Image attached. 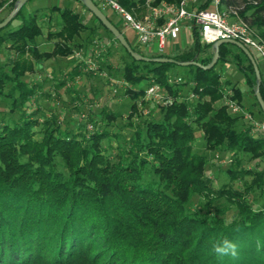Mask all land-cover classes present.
Segmentation results:
<instances>
[{"label":"trees","instance_id":"trees-1","mask_svg":"<svg viewBox=\"0 0 264 264\" xmlns=\"http://www.w3.org/2000/svg\"><path fill=\"white\" fill-rule=\"evenodd\" d=\"M117 1L134 15L146 3ZM16 2L1 0L0 6L12 12ZM212 3L204 0L192 8L208 9ZM219 8L235 10L264 41V0H221ZM24 10L25 5L11 21L22 22L18 29H0V264H264V169L243 164L246 157L264 161V134L253 136L243 115L229 112L226 99L243 104V94L216 70L219 63H233L255 97L256 73L245 53L222 45L212 69L191 65L189 78H182L171 76L181 66L137 61L118 43L129 58L120 79L124 98L133 101L127 114L102 106L96 118L90 113L86 120L76 119L42 101H62L65 91L72 101L64 108L80 110L73 105L80 96L68 84L93 77L81 69L84 60L75 58L63 79L55 76V94L34 76L44 62L74 58L76 51L92 56L98 28L67 7L27 16ZM44 20L50 24L48 39L56 40L53 51L40 48ZM192 38L182 53L150 57L208 66L212 45L197 31ZM104 41L107 56L94 59L101 61L98 70L114 76L108 63L112 42ZM177 78L181 82H170ZM152 81L171 102L146 99ZM261 94L264 98L263 81ZM254 105L264 121L256 97ZM198 131L207 150L232 153L229 183L215 187L207 173L209 159L195 150ZM224 240L236 245L235 257L213 251Z\"/></svg>","mask_w":264,"mask_h":264},{"label":"rangeland","instance_id":"rangeland-1","mask_svg":"<svg viewBox=\"0 0 264 264\" xmlns=\"http://www.w3.org/2000/svg\"><path fill=\"white\" fill-rule=\"evenodd\" d=\"M1 1V0H0ZM204 0H199V4L203 3ZM53 6H58L60 8H70L80 14L84 17L86 24L92 27H97L98 28V33L95 37V40H97L96 46L91 48L92 51V56L95 57V59L101 57L102 55L107 56V45H105V41L110 40L112 42L111 44V59L108 60L109 64L113 65V75L110 76L106 70L100 71L98 70V67L101 63L100 59L96 61L97 64V69L96 70H87V67H81V69H84L85 73H92L93 77H88V76H83L78 77L75 82H70L68 85H71L74 91H77L78 93L75 94V97L78 95L80 96V100H77L75 102V106L79 107L80 110H77L76 108H73L71 110H66L64 108V105H69L71 103V96L67 94L65 91H61V100L59 99H54L52 103H49L46 101H42V104L45 106H51L54 103L56 104V107L61 110L65 111L67 116H72L76 119H79V117L84 118L86 120L91 113L92 118H96L97 114H99V110L101 109L102 106H109L111 109L115 111H119L124 113L125 115L127 114L128 107L131 106L132 100L128 98H124V92H123V83L121 82L122 78V71L124 67V62L126 60H129L128 56L126 55L125 51L121 46L118 44L119 42L115 39L114 36H112L110 33L106 32L102 26H99L97 24V21L92 13L87 11L83 5L78 1V0H30L26 3L25 5V15L29 14H34L39 12V14L44 13L48 11L51 7ZM244 5L242 4L240 7L237 8L236 11L239 9H243ZM146 7H141L139 5V13L138 15L141 16L145 12ZM103 12L109 17L110 20L114 22V24L122 31L124 36L126 37L127 41L130 43V45L135 48L136 50L142 52V54L146 55L147 57L153 56L157 54L156 48L153 50L148 47H143L139 43L138 35L137 33L132 30V29H127L125 30L123 28V23L120 19V16L114 12L112 9H102ZM233 12H228V18L230 21H236L237 16ZM11 13V10L9 6H0V20L6 19ZM50 13V12H48ZM43 23V30L44 34L43 36L39 39L40 43V48L44 51H53L55 48V42L56 40L48 39V34L50 30V24L46 20ZM22 24V22L19 21V19L14 20L8 27H6L3 31L4 32H9V31H14L19 28V26ZM252 29V28H251ZM253 33L255 34L256 37L260 38L259 35L257 34L256 30L252 29ZM83 38H86V35H83ZM104 40H100V39ZM262 39V38H260ZM180 40V39H179ZM179 40L177 42H179ZM109 43V41H108ZM175 43L173 42L172 45L169 42L168 43V48H167V54L168 55H173L177 53L178 51H175ZM171 47V48H170ZM190 47L189 41H185L182 47V51L186 50ZM248 49L251 51L253 56L255 57V60L257 61V64L260 68L261 66V60L257 53L248 47ZM81 54L83 57V52L82 51H76L74 58L73 57H63V58H57L55 60H50L47 62H44L42 65L41 71L35 74L34 79L38 82H41L42 80L45 81L46 88L49 89L50 91L55 94V79L56 75L59 79H63L64 73L63 71H67L71 66L73 65L74 59H83L77 56V54ZM113 57V59H112ZM105 59H103L104 61ZM106 61V60H105ZM106 68V67H105ZM120 68V69H119ZM216 70L220 71L222 75V80L223 81H230L233 84H236L239 90L243 94V104L242 107L247 110L251 111L254 113L255 117L257 119L260 118L259 115V110L257 105L255 104V97L249 90V87L246 83L245 80V75L242 71L237 69L234 64L230 63H219L216 66ZM99 73H101L100 77ZM171 76L172 77H182V78H189L191 72L188 69V67H175L171 70ZM116 76V77H115ZM33 77V76H32ZM115 77V78H114ZM105 79H108V85L105 81ZM48 81V82H47ZM113 81H116L119 86H115ZM43 83V82H42ZM143 87H146L147 84L144 83L142 84ZM47 90V89H46ZM116 90V93H115ZM229 92V91H228ZM89 98L92 99V102L89 101ZM196 99L198 96L195 97ZM199 99V98H198ZM55 101V102H54ZM85 103V104H84ZM244 120V119H243ZM260 120V119H259ZM246 121V120H244ZM87 123V122H86ZM249 124L246 121V125ZM87 128L89 131H93V126L92 123H87ZM240 129H243L242 125L240 124L239 126ZM250 133L253 136H261L264 133L261 132H256L253 133L252 130L250 129ZM264 136V135H263ZM107 141L105 142V144ZM196 152L199 154L206 155L207 158L209 159L208 162V167H207V173L212 177L214 181V185L216 188L223 186L226 183H229V178L227 176V171L231 167V162L230 159L232 158V153L230 152H212L207 150L206 148V142L205 139L202 135L201 132H197L196 134ZM244 165H246L247 168H258L259 170L264 169V161L261 159H251L250 157H246L243 162ZM228 218L233 217V214L231 212L228 213Z\"/></svg>","mask_w":264,"mask_h":264},{"label":"built area","instance_id":"built-area-1","mask_svg":"<svg viewBox=\"0 0 264 264\" xmlns=\"http://www.w3.org/2000/svg\"><path fill=\"white\" fill-rule=\"evenodd\" d=\"M101 9H112L116 12L123 23L125 30H134L141 46L156 48L157 54L166 56L168 43L178 41L184 30L191 34L195 31L199 33L204 44L213 45L219 40L233 39L241 42L245 46L253 49L261 60V76L264 82V41L255 36L252 29L241 19L230 21L228 12L220 10L221 0H213L208 9L192 8L199 6V0H183L180 4L146 0L145 12L143 15H134L125 9L117 0H95ZM197 7V6H196ZM193 39V38H192ZM87 70H96L97 64L94 56L82 57ZM96 68V69H95ZM173 83L181 82V78L170 80ZM232 95L233 92L229 91ZM194 95H190L192 98ZM147 100L171 102L166 97L161 86L154 81L147 88ZM226 105L234 115H243L249 123L253 133H264V121L257 119L253 114L245 110L238 101L231 97L226 99Z\"/></svg>","mask_w":264,"mask_h":264},{"label":"water","instance_id":"water-1","mask_svg":"<svg viewBox=\"0 0 264 264\" xmlns=\"http://www.w3.org/2000/svg\"><path fill=\"white\" fill-rule=\"evenodd\" d=\"M30 0H17L13 11L10 15L0 23V29L7 27L11 21L15 18V16L20 12L24 5ZM83 5L108 29L111 34L115 37V39L128 51V53L137 61H145V62H156V63H175L181 67H189L191 65L202 67L205 70L212 69L220 59V47L222 45H234L241 49L245 55L249 58L251 63L254 66L255 73H256V85L254 88V94L257 98V101L264 113V98L261 94V85H262V76L259 66L255 60V57L251 53V51L241 42L233 40V39H226V40H219L212 45V49L214 52L212 62L208 66H202L200 63L196 61H177L172 58L168 57H158V58H151L144 56L136 51L133 50L131 45L128 43L126 37L122 33V31L110 21L108 16L103 12V10L94 2V0H81Z\"/></svg>","mask_w":264,"mask_h":264},{"label":"clouds","instance_id":"clouds-1","mask_svg":"<svg viewBox=\"0 0 264 264\" xmlns=\"http://www.w3.org/2000/svg\"><path fill=\"white\" fill-rule=\"evenodd\" d=\"M213 251L220 255H231L235 257L237 255L236 245L228 240H224L222 243L214 245Z\"/></svg>","mask_w":264,"mask_h":264},{"label":"crops","instance_id":"crops-1","mask_svg":"<svg viewBox=\"0 0 264 264\" xmlns=\"http://www.w3.org/2000/svg\"><path fill=\"white\" fill-rule=\"evenodd\" d=\"M185 41H189V43H190V46L192 45V37H191V34L188 32V31H186V30H184L183 32H182V34H181V38H180V40H179V42H175V51H178L177 53H175V54H173V55H176V54H178V53H182L183 51H185V50H183L182 51V47H183V44L185 43ZM171 48V47H170ZM190 48V47H189ZM188 48V49H189ZM187 50V49H186ZM172 55V56H173Z\"/></svg>","mask_w":264,"mask_h":264}]
</instances>
